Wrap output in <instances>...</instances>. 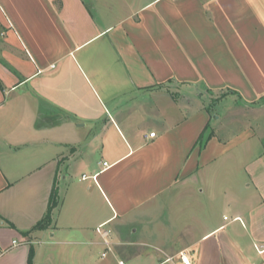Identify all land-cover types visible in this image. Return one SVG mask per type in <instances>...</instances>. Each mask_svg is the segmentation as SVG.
<instances>
[{
	"label": "crops",
	"instance_id": "crops-1",
	"mask_svg": "<svg viewBox=\"0 0 264 264\" xmlns=\"http://www.w3.org/2000/svg\"><path fill=\"white\" fill-rule=\"evenodd\" d=\"M0 248L264 264V0H0Z\"/></svg>",
	"mask_w": 264,
	"mask_h": 264
},
{
	"label": "rangeland",
	"instance_id": "rangeland-1",
	"mask_svg": "<svg viewBox=\"0 0 264 264\" xmlns=\"http://www.w3.org/2000/svg\"><path fill=\"white\" fill-rule=\"evenodd\" d=\"M96 15H104V14H96ZM112 15L115 16L116 14H112ZM171 94H173L177 99H179L181 97L184 98V96H185L183 94V92H181L179 90V88H171ZM182 95H184V96H182ZM206 95H207L208 103L209 102H214V100H217V98L222 97V94L212 95V94H209L208 93ZM185 98H184V100H185ZM230 109L237 111V107H235V106H232ZM223 184H224V182H223ZM198 185H201V184H197V185L192 184V188H194V190H196L198 188ZM201 198H202V196H201ZM176 204L177 203L175 202L174 206ZM174 209H178V205H176ZM171 215L176 216L175 215V212L173 210L171 211ZM181 222L183 223V221H181ZM103 253H104V250H101V249H98L96 251V254H95V264H118L119 257H115V254L108 253L107 256L104 257V259H102V257H103L102 254ZM126 264H141V261H140V259H133L130 262L127 261Z\"/></svg>",
	"mask_w": 264,
	"mask_h": 264
},
{
	"label": "trees",
	"instance_id": "trees-1",
	"mask_svg": "<svg viewBox=\"0 0 264 264\" xmlns=\"http://www.w3.org/2000/svg\"><path fill=\"white\" fill-rule=\"evenodd\" d=\"M60 196L58 186L55 184L51 193L49 207L43 219L35 226V230H45L49 228L53 222V212L59 206ZM35 256L34 249L31 250L29 263L33 264Z\"/></svg>",
	"mask_w": 264,
	"mask_h": 264
},
{
	"label": "built area",
	"instance_id": "built-area-1",
	"mask_svg": "<svg viewBox=\"0 0 264 264\" xmlns=\"http://www.w3.org/2000/svg\"><path fill=\"white\" fill-rule=\"evenodd\" d=\"M150 136H151V137H155V133L150 134ZM104 165H105V166H108V163H105ZM98 232L101 233V232H100V229H98ZM17 245H18V242H17V241H14V242H13V246H17ZM6 251H7V250L4 251V250H2V249L0 248V258L3 256V254H4ZM107 254H108V253L105 252V253L103 254V257H105ZM180 259H181L182 264H191L190 256H189L187 253H181V254H180ZM119 264H125V262L120 261Z\"/></svg>",
	"mask_w": 264,
	"mask_h": 264
}]
</instances>
